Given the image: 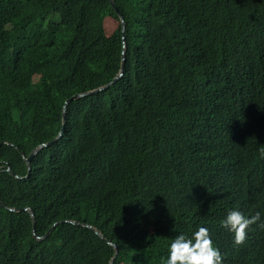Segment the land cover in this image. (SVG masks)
Listing matches in <instances>:
<instances>
[{
    "label": "trees",
    "instance_id": "1",
    "mask_svg": "<svg viewBox=\"0 0 264 264\" xmlns=\"http://www.w3.org/2000/svg\"><path fill=\"white\" fill-rule=\"evenodd\" d=\"M113 1L0 0V264H264V0Z\"/></svg>",
    "mask_w": 264,
    "mask_h": 264
},
{
    "label": "clouds",
    "instance_id": "2",
    "mask_svg": "<svg viewBox=\"0 0 264 264\" xmlns=\"http://www.w3.org/2000/svg\"><path fill=\"white\" fill-rule=\"evenodd\" d=\"M261 156H264V151L261 152ZM253 223L264 229V220H261L260 212H256L253 216H245L239 210L232 209L220 221V226L232 235L234 243L240 244L246 238V229ZM161 264H223V256L211 238L209 230L200 226L190 234L177 232L168 243L167 256L162 258Z\"/></svg>",
    "mask_w": 264,
    "mask_h": 264
},
{
    "label": "water",
    "instance_id": "3",
    "mask_svg": "<svg viewBox=\"0 0 264 264\" xmlns=\"http://www.w3.org/2000/svg\"><path fill=\"white\" fill-rule=\"evenodd\" d=\"M109 2H110V4H111V6L113 7L114 11L116 12V14L118 15L119 22H120V25H121V32H122V34H123V33H124V27H125L124 20H123L122 16L120 15V13L118 12V9H117V7H116L114 1H113V0H109ZM123 64H124V49H123V51H122V64H121V69H120V72H119V74H118V77L122 75V67H123ZM114 79H115V78H114ZM114 79H113V80H114ZM113 80H112V81H113ZM102 88H103V87L98 88V89L93 90V91H90V92L82 93V94H75V95L71 96L69 99L65 100V102H64V104H63V106H62V112H61V117H62V127H61L60 132H59L58 135H57L58 137L60 136V134L62 133L63 128H64L66 104H67L68 102L74 100V99H77V98L83 97V96H85V95H88V94L93 93V92H96V91H99V90L102 89ZM56 139H57V138H56ZM56 139H54V140L48 142L47 144L40 145V146H38L37 148H35L33 151H31L30 154L28 155V157L25 158V162H26V164L29 165L31 158H32V157H33V156H34V155H35V154H36V153H37L42 147L47 146V145H50L51 143L55 142ZM28 212L30 213V216H31V219H32V223H33V226H34L33 215H32V213H31V211H28ZM71 223L79 224V223H77V222H71ZM80 225H81V224H80ZM53 226H54V225H53ZM53 226H52V227H53ZM52 227L49 228V230L46 232L45 236L51 231ZM45 236H44V237H45ZM112 260H113V259H112Z\"/></svg>",
    "mask_w": 264,
    "mask_h": 264
},
{
    "label": "rangeland",
    "instance_id": "4",
    "mask_svg": "<svg viewBox=\"0 0 264 264\" xmlns=\"http://www.w3.org/2000/svg\"><path fill=\"white\" fill-rule=\"evenodd\" d=\"M116 25H117V21L116 20H113V19H110V18L105 19V21H104L105 33L107 35H109Z\"/></svg>",
    "mask_w": 264,
    "mask_h": 264
},
{
    "label": "bare ground",
    "instance_id": "5",
    "mask_svg": "<svg viewBox=\"0 0 264 264\" xmlns=\"http://www.w3.org/2000/svg\"><path fill=\"white\" fill-rule=\"evenodd\" d=\"M259 182V181H258ZM249 184V183H248ZM264 185V184H263ZM256 187V186H255ZM247 189V188H246ZM253 207V206H252ZM262 213V212H261ZM231 253V252H230Z\"/></svg>",
    "mask_w": 264,
    "mask_h": 264
}]
</instances>
